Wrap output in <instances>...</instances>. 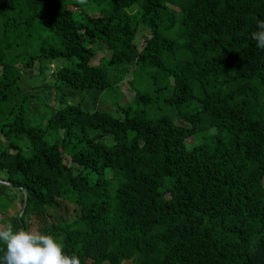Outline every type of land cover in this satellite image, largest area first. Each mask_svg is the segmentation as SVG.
<instances>
[{"label":"trees","instance_id":"16d2710c","mask_svg":"<svg viewBox=\"0 0 264 264\" xmlns=\"http://www.w3.org/2000/svg\"><path fill=\"white\" fill-rule=\"evenodd\" d=\"M258 20L264 0H0V198L26 194L5 228L80 264H264ZM58 60L41 104L21 81ZM126 75L128 103L82 107Z\"/></svg>","mask_w":264,"mask_h":264},{"label":"clouds","instance_id":"9594fccd","mask_svg":"<svg viewBox=\"0 0 264 264\" xmlns=\"http://www.w3.org/2000/svg\"><path fill=\"white\" fill-rule=\"evenodd\" d=\"M251 39L257 49L264 50V20L257 21ZM0 264H80V259L65 254L63 245L50 235L9 226L0 230Z\"/></svg>","mask_w":264,"mask_h":264},{"label":"rangeland","instance_id":"374dc122","mask_svg":"<svg viewBox=\"0 0 264 264\" xmlns=\"http://www.w3.org/2000/svg\"><path fill=\"white\" fill-rule=\"evenodd\" d=\"M97 8V7H95ZM98 11V8L95 9ZM177 29H173L169 32L170 37L176 36ZM67 61L65 60H58L53 63L52 66L47 65L45 68V72L42 76H33V77H24L21 81L22 86L31 87L36 86L37 89H42L41 85L39 83L43 82L45 80V86L47 85L48 90H45L42 98L39 99L41 104H45L51 97L55 96L57 94L56 90L53 89L55 87L56 79L55 76H51V71L57 72L63 65H65ZM32 72L29 71V74ZM130 79L129 75H126L125 80L121 83V87L117 90L118 92L113 91H107L105 92L99 99L97 106H93V104L88 99V96H84L85 98V105H83V108H87L89 110H107L110 112H113L114 103H128L131 98V89L128 84V80ZM50 89V90H49ZM88 95V94H85ZM32 110V114H35V109L30 108ZM52 132H50L47 135V140H52L54 137L49 136ZM53 135V134H52ZM58 135L61 136V131L58 132ZM193 141L189 140L188 144H192ZM24 141L22 140L20 142V145H23ZM70 144V143H69ZM4 174L0 173V176ZM2 182V181H1ZM20 196L21 193H18L16 190L8 189L6 191V195L0 198V214H3L5 212V209L7 208V211L5 212V215L12 216L19 214V209L21 208L20 205ZM18 198V199H17ZM1 216V215H0ZM0 217V230H6L5 228V220L1 219Z\"/></svg>","mask_w":264,"mask_h":264},{"label":"water","instance_id":"95a60500","mask_svg":"<svg viewBox=\"0 0 264 264\" xmlns=\"http://www.w3.org/2000/svg\"><path fill=\"white\" fill-rule=\"evenodd\" d=\"M0 185L8 186L6 183L1 182V181H0ZM25 206H26V194H24V201H23L22 207L20 208L19 218L22 215V213H23V211L25 209Z\"/></svg>","mask_w":264,"mask_h":264},{"label":"crops","instance_id":"0c3cea01","mask_svg":"<svg viewBox=\"0 0 264 264\" xmlns=\"http://www.w3.org/2000/svg\"><path fill=\"white\" fill-rule=\"evenodd\" d=\"M5 183V182H4ZM7 184V183H6ZM8 185V184H7ZM5 186V185H4ZM8 187H10L9 185H8ZM21 207H22V205H21ZM19 213H20V209H19ZM18 218H19V214H18Z\"/></svg>","mask_w":264,"mask_h":264}]
</instances>
